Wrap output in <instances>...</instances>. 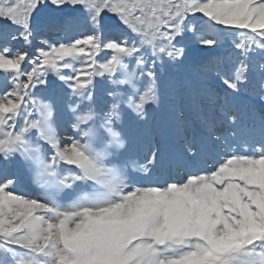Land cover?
<instances>
[{
    "label": "snow or ice",
    "instance_id": "snow-or-ice-1",
    "mask_svg": "<svg viewBox=\"0 0 264 264\" xmlns=\"http://www.w3.org/2000/svg\"><path fill=\"white\" fill-rule=\"evenodd\" d=\"M0 75V264H264V0H0Z\"/></svg>",
    "mask_w": 264,
    "mask_h": 264
},
{
    "label": "rangeland",
    "instance_id": "rangeland-1",
    "mask_svg": "<svg viewBox=\"0 0 264 264\" xmlns=\"http://www.w3.org/2000/svg\"><path fill=\"white\" fill-rule=\"evenodd\" d=\"M199 59V54L193 53L190 57V63L195 64L197 60ZM4 86V80L3 76L0 75V89H2ZM66 138V137H65ZM22 191H26L29 194L35 195L37 193V189H35L32 185H30L27 181L24 183V185L21 188Z\"/></svg>",
    "mask_w": 264,
    "mask_h": 264
}]
</instances>
